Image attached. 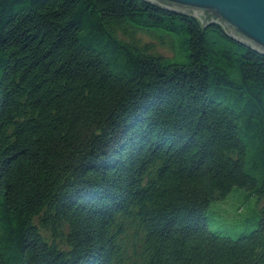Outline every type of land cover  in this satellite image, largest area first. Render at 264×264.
I'll return each instance as SVG.
<instances>
[{
  "label": "trees",
  "instance_id": "obj_1",
  "mask_svg": "<svg viewBox=\"0 0 264 264\" xmlns=\"http://www.w3.org/2000/svg\"><path fill=\"white\" fill-rule=\"evenodd\" d=\"M235 188L264 199L263 54L144 0H0V264H264V205L210 227Z\"/></svg>",
  "mask_w": 264,
  "mask_h": 264
},
{
  "label": "water",
  "instance_id": "obj_2",
  "mask_svg": "<svg viewBox=\"0 0 264 264\" xmlns=\"http://www.w3.org/2000/svg\"><path fill=\"white\" fill-rule=\"evenodd\" d=\"M174 13L217 24L233 39L264 55V0H144Z\"/></svg>",
  "mask_w": 264,
  "mask_h": 264
},
{
  "label": "rangeland",
  "instance_id": "obj_3",
  "mask_svg": "<svg viewBox=\"0 0 264 264\" xmlns=\"http://www.w3.org/2000/svg\"><path fill=\"white\" fill-rule=\"evenodd\" d=\"M155 33L156 31H151V33L136 31L133 36L139 43L152 44L153 52L168 58L174 57L177 61L183 62L184 58L180 54V48L176 46L178 42L174 43V50L168 42L171 40L170 37L165 33L153 35ZM119 37L128 40L125 35L120 34ZM263 205L264 199L258 202L257 197L252 196L246 189L235 188L224 199L215 200L210 204L207 210L210 227L213 231L232 238L248 234L257 226L254 219L259 217V211Z\"/></svg>",
  "mask_w": 264,
  "mask_h": 264
},
{
  "label": "bare ground",
  "instance_id": "obj_4",
  "mask_svg": "<svg viewBox=\"0 0 264 264\" xmlns=\"http://www.w3.org/2000/svg\"><path fill=\"white\" fill-rule=\"evenodd\" d=\"M177 14H184V13H180V12H179V13H177ZM184 15H187V14H184ZM200 20H201V19H200ZM201 22H202V21H201ZM206 25H207V24H206ZM208 25H209V24H208ZM216 25H217V24H216ZM228 35H229V34H228Z\"/></svg>",
  "mask_w": 264,
  "mask_h": 264
}]
</instances>
